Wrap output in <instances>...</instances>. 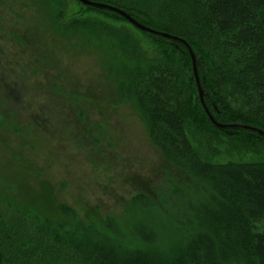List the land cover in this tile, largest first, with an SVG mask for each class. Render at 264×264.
<instances>
[{
	"label": "trees",
	"instance_id": "trees-1",
	"mask_svg": "<svg viewBox=\"0 0 264 264\" xmlns=\"http://www.w3.org/2000/svg\"><path fill=\"white\" fill-rule=\"evenodd\" d=\"M73 1L69 13L62 0L42 3L61 31L103 49L116 95L131 103L170 171L152 194L132 195L121 217L86 208L82 217L43 193L36 208L0 205V264H264V156L215 163L198 149H212L209 130L216 140L245 135L246 150L248 140L264 145V138L210 123L179 41L196 57L214 119L264 131V0H91L175 41Z\"/></svg>",
	"mask_w": 264,
	"mask_h": 264
},
{
	"label": "rangeland",
	"instance_id": "rangeland-1",
	"mask_svg": "<svg viewBox=\"0 0 264 264\" xmlns=\"http://www.w3.org/2000/svg\"><path fill=\"white\" fill-rule=\"evenodd\" d=\"M62 1L72 12L74 1ZM84 42L61 31L42 0H0V205L36 208L43 193L82 217L85 208L121 217L132 195L152 194L170 171L116 95L103 49ZM208 134L212 149H198L209 162L263 161L259 140L246 150L245 135Z\"/></svg>",
	"mask_w": 264,
	"mask_h": 264
},
{
	"label": "water",
	"instance_id": "water-1",
	"mask_svg": "<svg viewBox=\"0 0 264 264\" xmlns=\"http://www.w3.org/2000/svg\"><path fill=\"white\" fill-rule=\"evenodd\" d=\"M77 2H79L80 4L87 6V7L96 8V9H103V10L113 12L114 14L123 18L125 21L129 22L130 24H132L137 29H139L143 32H147L151 35L158 36V37H161V38L167 39V40H174V41L178 40L177 38L173 37L171 34H168L165 32L155 31V30H152L150 28H147V27L139 24L130 15H128L126 12H124L118 8H115V7H112L110 5H106L103 3L91 1V0H77ZM179 41L185 45V47L189 53V57L191 60V66H192V73H193V77H194L196 88H197L198 99H199L200 105H201L204 113L206 114L208 120L210 121V123L217 129H221V130H225V129H229V128H231V129H243V130H248V131L254 132L257 135L262 136L264 138V131H262L258 128L246 126V125L221 124L214 119V117L209 112V110L205 104V101H204V93H203V90L201 88L200 79H199L198 72H197L196 57H195L193 51L191 50V48L189 47L188 44H186L184 41H181V40H179Z\"/></svg>",
	"mask_w": 264,
	"mask_h": 264
},
{
	"label": "flooded vegetation",
	"instance_id": "flooded-vegetation-1",
	"mask_svg": "<svg viewBox=\"0 0 264 264\" xmlns=\"http://www.w3.org/2000/svg\"><path fill=\"white\" fill-rule=\"evenodd\" d=\"M17 63H18V62H17ZM14 64H16V63H13L12 60H9V61L6 62V65H7V66H13Z\"/></svg>",
	"mask_w": 264,
	"mask_h": 264
}]
</instances>
